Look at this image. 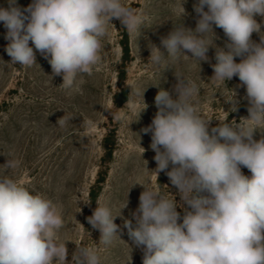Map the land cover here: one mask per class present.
Instances as JSON below:
<instances>
[{
	"label": "clouds",
	"instance_id": "1",
	"mask_svg": "<svg viewBox=\"0 0 264 264\" xmlns=\"http://www.w3.org/2000/svg\"><path fill=\"white\" fill-rule=\"evenodd\" d=\"M15 5L16 0H9L8 8H0V22L7 29L5 51L11 58L6 63L32 67L39 52L52 75L62 76L64 89H72L79 76L92 74L113 20L129 33L143 27L142 14L123 0H32L23 9ZM193 7L198 17L195 29L175 24L160 38L159 47L150 44L148 62L159 66L183 56L200 64L209 62L207 54L214 48L211 79L225 84L238 77L246 89L249 115L243 123L220 121L209 130L211 120L195 105L196 83L174 72L177 83L172 92L160 88L155 96L158 111L141 131L151 134L156 162L152 171L157 177L165 172L188 207L181 217L173 195L139 184L144 189L139 206L123 226L132 245L143 252L142 264H264V137L254 139L264 126V31L256 20L264 17V0H198ZM214 27L228 38L225 47L215 44ZM253 33L260 35L258 43ZM236 57L242 58L239 63ZM129 87L124 108L137 112L132 98H142L139 117L147 108L146 89ZM225 102L232 112L238 110L234 90ZM112 115L121 120L125 112ZM72 119L64 115L57 123ZM19 164L9 157L0 166L7 173ZM97 205L87 221L107 247L120 238L114 221L128 199L119 215L108 205ZM63 227L62 212L52 200L32 194L8 175L0 176V264H101L98 249L78 245L69 262L68 241L57 239Z\"/></svg>",
	"mask_w": 264,
	"mask_h": 264
},
{
	"label": "rangeland",
	"instance_id": "2",
	"mask_svg": "<svg viewBox=\"0 0 264 264\" xmlns=\"http://www.w3.org/2000/svg\"><path fill=\"white\" fill-rule=\"evenodd\" d=\"M123 2L142 14V30L129 33L119 20H113L114 25L109 24L102 40L101 61L91 75L79 76L72 89L60 87L62 76L52 75L48 60L39 52L37 64L32 67L6 63L11 61L5 51L7 29L0 22V165L9 157L20 161L18 168L7 173L0 166V176L16 179L32 194H42L61 210L64 227L57 239L68 241L69 262L78 245L98 249L101 264H142L143 252L132 245L123 226L124 219H132V212L139 206L144 190L139 184L155 187L166 197L173 195L176 210L183 217L188 206L165 172L157 177L152 171L156 162L150 148L151 134L141 131L158 111L155 96L160 88L172 92L177 83L174 72L196 83L195 105L205 119L211 120L209 130L220 121L243 123L242 118L249 115L246 89L240 86L238 77L226 81V86L211 79V65L216 62L214 48L207 54L209 62L200 64L183 56L159 66L148 62L150 44L159 47L160 38L167 36L175 24L195 29L198 17L193 6L198 0H185L182 17L183 0ZM31 3L32 0H16L15 6L23 9ZM8 7L9 0H0V8ZM256 20L264 31V17L257 16ZM214 31L215 44L225 47L228 38L223 30L214 27ZM252 40L258 43L260 35L253 33ZM30 46L34 47L31 42ZM161 51L167 55L162 47ZM241 59L236 57L235 61L239 63ZM129 85L146 89L147 108L139 117L137 112L144 106L142 98H132L137 112L124 108L131 91ZM233 90L239 101L235 112L225 102ZM120 111L125 112V117L116 120L112 114ZM64 115L73 119L57 123ZM261 131L256 130L254 139L264 137ZM241 170L251 176L247 168ZM127 199L128 205L119 215ZM97 202L110 206L113 215H119L114 222L120 226L121 239L115 238L107 247L99 243L100 232L87 221Z\"/></svg>",
	"mask_w": 264,
	"mask_h": 264
}]
</instances>
